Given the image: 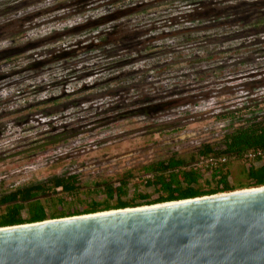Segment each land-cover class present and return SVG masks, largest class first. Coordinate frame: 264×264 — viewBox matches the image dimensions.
I'll use <instances>...</instances> for the list:
<instances>
[{
  "label": "rangeland",
  "instance_id": "obj_1",
  "mask_svg": "<svg viewBox=\"0 0 264 264\" xmlns=\"http://www.w3.org/2000/svg\"><path fill=\"white\" fill-rule=\"evenodd\" d=\"M212 1L226 6L247 0ZM28 4L0 29V50L21 49L0 64V77L7 78L0 81V196L71 174L84 184H118L129 170L139 176L144 165L194 154L231 128L230 112L242 116L245 107L264 102V72L257 70L264 62V33L236 27L235 41L220 38V50L244 46L246 52L224 54L226 72L248 57L254 74L197 85L183 58L191 18L179 15L189 12L182 0ZM123 5L136 10L113 14ZM210 24L204 21L202 33L219 31ZM148 45L160 46L148 51ZM149 100L152 115L143 114ZM240 169L236 164L235 173ZM90 198H81L79 210L104 196Z\"/></svg>",
  "mask_w": 264,
  "mask_h": 264
},
{
  "label": "trees",
  "instance_id": "obj_2",
  "mask_svg": "<svg viewBox=\"0 0 264 264\" xmlns=\"http://www.w3.org/2000/svg\"><path fill=\"white\" fill-rule=\"evenodd\" d=\"M31 1L34 0H0V29L5 23H12L15 18L13 16L28 8ZM182 2L187 3L189 12L179 15H189L191 18V28L184 29L188 35L184 36L186 38L182 42V52L186 53L183 56L184 62L192 66L196 75L195 84L202 85L212 80L220 83L230 82L254 74L253 69L251 71L247 68L253 62L248 57L238 60L233 64L235 68L226 72L222 66L224 54L237 52V55L244 56L246 52L243 53L244 46L229 48L224 52L220 50L219 43L224 35L231 37L225 40L235 41V36L239 35L234 31L236 27L242 29L241 33L247 29L264 33V0H247L246 3L226 6L223 1ZM129 7H117L113 14L136 10L135 5ZM41 11L42 9H38V12ZM26 17L33 18L30 15ZM106 18H109V15ZM206 20L211 23L209 28L215 31L219 29L220 32L202 33L200 29ZM253 45L254 43L251 44ZM157 46L160 45H148V51L150 48L156 49ZM9 50H0V64L12 59L21 49L15 52ZM137 50V53H141L145 52L146 48ZM257 70L264 72V62ZM5 80L6 77H0V81ZM150 102L149 100L143 114L152 115L154 108H150ZM244 109L242 116H239L237 111L230 112L228 120L231 128L220 139L203 143L190 156H172L144 165L139 176L129 170L118 180V184L110 181L84 184L78 174H71L55 176L5 192L0 196V228L263 187L264 102ZM236 164L241 168L238 173L234 171ZM131 185L133 195L129 198ZM141 187L152 189L158 197L153 199V194L141 190ZM93 195H103L104 199L91 200L79 210L81 198L88 199Z\"/></svg>",
  "mask_w": 264,
  "mask_h": 264
},
{
  "label": "water",
  "instance_id": "obj_3",
  "mask_svg": "<svg viewBox=\"0 0 264 264\" xmlns=\"http://www.w3.org/2000/svg\"><path fill=\"white\" fill-rule=\"evenodd\" d=\"M0 264H264V186L1 227Z\"/></svg>",
  "mask_w": 264,
  "mask_h": 264
}]
</instances>
